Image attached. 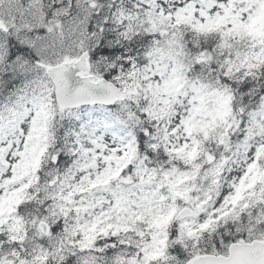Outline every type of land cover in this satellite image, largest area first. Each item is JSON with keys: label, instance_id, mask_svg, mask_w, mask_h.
<instances>
[{"label": "snow or ice", "instance_id": "snow-or-ice-1", "mask_svg": "<svg viewBox=\"0 0 264 264\" xmlns=\"http://www.w3.org/2000/svg\"><path fill=\"white\" fill-rule=\"evenodd\" d=\"M0 264H264V0H0Z\"/></svg>", "mask_w": 264, "mask_h": 264}]
</instances>
